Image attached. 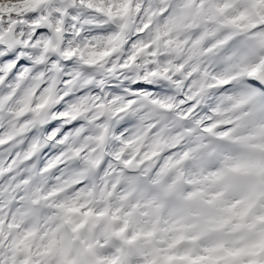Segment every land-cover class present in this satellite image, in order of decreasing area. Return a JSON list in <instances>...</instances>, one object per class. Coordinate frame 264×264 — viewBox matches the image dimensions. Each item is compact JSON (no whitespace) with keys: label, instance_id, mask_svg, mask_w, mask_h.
Returning <instances> with one entry per match:
<instances>
[{"label":"clouds","instance_id":"clouds-1","mask_svg":"<svg viewBox=\"0 0 264 264\" xmlns=\"http://www.w3.org/2000/svg\"><path fill=\"white\" fill-rule=\"evenodd\" d=\"M0 264H264V0H0Z\"/></svg>","mask_w":264,"mask_h":264}]
</instances>
